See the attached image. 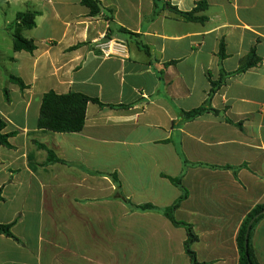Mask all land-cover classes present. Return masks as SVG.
I'll use <instances>...</instances> for the list:
<instances>
[{"label": "crops", "instance_id": "0c3cea01", "mask_svg": "<svg viewBox=\"0 0 264 264\" xmlns=\"http://www.w3.org/2000/svg\"><path fill=\"white\" fill-rule=\"evenodd\" d=\"M13 1L0 13V224L15 238L0 235V264H192L185 228L135 208L182 196L163 175H183L175 219L192 225L197 261L239 264L241 225L264 203V0H98L97 16L82 0ZM199 3L202 22L172 9ZM28 11L37 49L15 52L9 26ZM99 39L126 42L128 58L104 57ZM253 49L262 64L236 73ZM50 91L104 106L87 105L81 132L53 133L38 126ZM207 102L219 117L184 121ZM179 135L185 172L167 142ZM251 244L264 264V218Z\"/></svg>", "mask_w": 264, "mask_h": 264}, {"label": "trees", "instance_id": "16d2710c", "mask_svg": "<svg viewBox=\"0 0 264 264\" xmlns=\"http://www.w3.org/2000/svg\"><path fill=\"white\" fill-rule=\"evenodd\" d=\"M82 4L87 8H89L90 13L93 16H97L98 14H100L102 10V4L98 0H82ZM204 7H206L205 3H199L198 7L193 12L190 13H182L176 8H172V9L177 13L182 14L189 21L202 22L204 18L197 17V14L202 12L204 10ZM36 16L37 13L31 11L19 13L16 16L15 21L9 26V31L12 32V37L14 40L15 52L25 51L28 53H33L37 49V46L34 43V41L26 38L23 34L25 31L31 30L35 27ZM226 56L227 55L225 52V46L224 44H221L219 58L222 61L226 58ZM261 64H262V59L257 56L255 49H253L249 54V56L242 61L241 66L236 73L245 72L249 68ZM11 81L16 85H18L23 90L27 88V86L20 78H16L12 76ZM222 83L223 82L221 81L218 83H212V89L210 94H214L216 90L222 85ZM89 103H96L102 107L104 106V104L100 103L99 100L90 98L81 93L71 92L65 95H60L54 91H50L47 94H45L43 97L38 126L40 129L47 130L53 133H79L85 127L86 110H87V105ZM120 107H125V106H120ZM207 113H211L216 117H219L221 115L220 111L211 108L209 102H207V104H205L204 106L198 109L192 110L190 112H183L184 121L195 120ZM227 122L233 124V122L230 119H227ZM236 126L242 128V123H237ZM4 127H5L4 123L0 121V146L9 147L10 135H5L2 133ZM167 142L173 143V145L175 146L177 154L184 163L185 166L184 172L188 167L196 166L195 164L190 163L184 156L182 151V143H181L180 135L177 138L175 136H172L170 140H168ZM49 162H60L65 164L63 160H54L52 158L49 160ZM226 169L232 170L234 175L237 176L239 168L226 167ZM163 177L167 178L175 187L179 188L183 193L182 196L178 198L173 203V205H171L168 208L159 209L151 204L135 206V208L142 212H153V211L161 212L171 221V223L174 226L185 228L188 235L187 241L185 242V251L187 255L190 257L192 264H200L197 261V257L195 253L191 249L192 245L196 241H198V237L195 235L192 225L187 224L185 222H178L175 219L176 211L180 208L182 202L188 197V191L182 184L183 175L178 178H172L165 175H163ZM115 182H117L119 187L121 188V184L116 178H115ZM120 198L125 202L127 201L122 194H120ZM263 218H264V203L256 205L247 214L246 218L244 219L237 238L239 257H240L239 264H259L251 244V239L256 226ZM252 220L254 221L249 233L248 249H246V245H245L246 234ZM0 235H5L10 238H15V236L12 233L11 225L0 224Z\"/></svg>", "mask_w": 264, "mask_h": 264}, {"label": "built area", "instance_id": "2783aa9c", "mask_svg": "<svg viewBox=\"0 0 264 264\" xmlns=\"http://www.w3.org/2000/svg\"><path fill=\"white\" fill-rule=\"evenodd\" d=\"M97 48L101 51L102 55L106 58L118 57L122 59L128 58V45L126 42L118 39H109L103 41L99 39L96 41Z\"/></svg>", "mask_w": 264, "mask_h": 264}, {"label": "rangeland", "instance_id": "374dc122", "mask_svg": "<svg viewBox=\"0 0 264 264\" xmlns=\"http://www.w3.org/2000/svg\"><path fill=\"white\" fill-rule=\"evenodd\" d=\"M9 2H10V4H11L12 7L17 6L16 3H15V1H13V0H9V1L8 0H0V13L1 14H2V9L7 10V12H8V6H9L8 3Z\"/></svg>", "mask_w": 264, "mask_h": 264}, {"label": "water", "instance_id": "95a60500", "mask_svg": "<svg viewBox=\"0 0 264 264\" xmlns=\"http://www.w3.org/2000/svg\"><path fill=\"white\" fill-rule=\"evenodd\" d=\"M253 221H254V220L251 221V223H250V225H249V227H248V230H247V234H246V243H245V245H246V249H248L249 233H250V230H251V226H252V224H253Z\"/></svg>", "mask_w": 264, "mask_h": 264}]
</instances>
